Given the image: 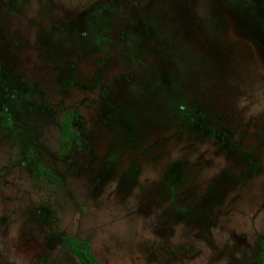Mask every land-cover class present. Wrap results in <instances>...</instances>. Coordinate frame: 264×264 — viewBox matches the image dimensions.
Instances as JSON below:
<instances>
[{
  "label": "rangeland",
  "instance_id": "obj_1",
  "mask_svg": "<svg viewBox=\"0 0 264 264\" xmlns=\"http://www.w3.org/2000/svg\"><path fill=\"white\" fill-rule=\"evenodd\" d=\"M64 236L260 263L264 0H0V264H81Z\"/></svg>",
  "mask_w": 264,
  "mask_h": 264
},
{
  "label": "trees",
  "instance_id": "obj_2",
  "mask_svg": "<svg viewBox=\"0 0 264 264\" xmlns=\"http://www.w3.org/2000/svg\"><path fill=\"white\" fill-rule=\"evenodd\" d=\"M76 119V112H68L63 118L61 136L62 147L60 150L63 155L71 151L74 142L79 137V132L75 130ZM39 172L46 174L48 171L43 165H40ZM62 239L69 251L79 259L81 264H102L94 254L90 241L69 236H64ZM261 247L262 253L260 263L258 264H264V241H261Z\"/></svg>",
  "mask_w": 264,
  "mask_h": 264
}]
</instances>
